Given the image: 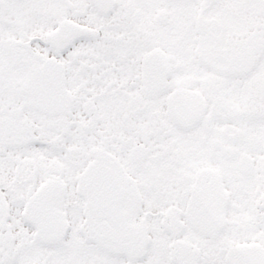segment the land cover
Listing matches in <instances>:
<instances>
[{
  "label": "snow or ice",
  "instance_id": "snow-or-ice-1",
  "mask_svg": "<svg viewBox=\"0 0 264 264\" xmlns=\"http://www.w3.org/2000/svg\"><path fill=\"white\" fill-rule=\"evenodd\" d=\"M105 2L0 0V264H264V71L249 91L193 40L104 47ZM136 76L126 135L100 100Z\"/></svg>",
  "mask_w": 264,
  "mask_h": 264
},
{
  "label": "flooded vegetation",
  "instance_id": "flooded-vegetation-1",
  "mask_svg": "<svg viewBox=\"0 0 264 264\" xmlns=\"http://www.w3.org/2000/svg\"><path fill=\"white\" fill-rule=\"evenodd\" d=\"M176 0H106L94 9L90 16L100 25L102 46L107 47L116 40L129 39V34L158 43L142 47L140 62H172L173 49L188 40L199 42L198 53L207 50L227 51L223 68L212 60L205 61V70L213 75L222 71L242 80L249 91H256L260 73L259 64L261 35L257 28L264 29V0H241L236 10L223 7L210 10L209 5L219 0H199L201 7L195 11L171 7ZM246 4H250L247 8ZM264 35V34H263ZM143 45L144 40L131 41ZM134 63V62H133ZM139 77L129 78L122 85L120 94L105 95L101 107L107 115L119 120L124 134H133V120H138L148 99L136 95ZM177 130L183 127L180 118H174Z\"/></svg>",
  "mask_w": 264,
  "mask_h": 264
},
{
  "label": "rangeland",
  "instance_id": "rangeland-1",
  "mask_svg": "<svg viewBox=\"0 0 264 264\" xmlns=\"http://www.w3.org/2000/svg\"><path fill=\"white\" fill-rule=\"evenodd\" d=\"M223 3L225 5V8L227 7L228 10H236L239 5H241V0H223ZM250 4H246V7L248 8ZM256 32L258 35L264 34V29L257 28Z\"/></svg>",
  "mask_w": 264,
  "mask_h": 264
}]
</instances>
